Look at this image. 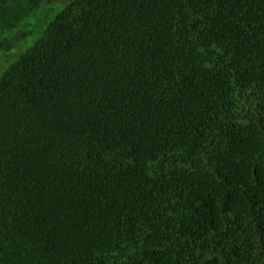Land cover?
I'll return each instance as SVG.
<instances>
[{"label": "trees", "instance_id": "trees-1", "mask_svg": "<svg viewBox=\"0 0 264 264\" xmlns=\"http://www.w3.org/2000/svg\"><path fill=\"white\" fill-rule=\"evenodd\" d=\"M65 3L0 77V264H264V0Z\"/></svg>", "mask_w": 264, "mask_h": 264}, {"label": "rangeland", "instance_id": "rangeland-1", "mask_svg": "<svg viewBox=\"0 0 264 264\" xmlns=\"http://www.w3.org/2000/svg\"><path fill=\"white\" fill-rule=\"evenodd\" d=\"M67 3L63 1L43 2L30 16L23 20L17 28L3 34L12 39L18 33L23 36L15 42L9 51H0V77L22 54L29 51L43 36L47 26L55 19ZM2 34V35H3ZM3 35V36H4Z\"/></svg>", "mask_w": 264, "mask_h": 264}]
</instances>
